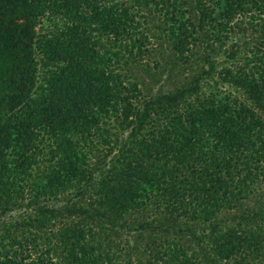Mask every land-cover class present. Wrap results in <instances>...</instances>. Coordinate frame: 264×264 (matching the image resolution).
I'll use <instances>...</instances> for the list:
<instances>
[{
	"label": "trees",
	"instance_id": "1",
	"mask_svg": "<svg viewBox=\"0 0 264 264\" xmlns=\"http://www.w3.org/2000/svg\"><path fill=\"white\" fill-rule=\"evenodd\" d=\"M143 12L186 81L148 99ZM25 194L0 264H262L264 0H0V217Z\"/></svg>",
	"mask_w": 264,
	"mask_h": 264
},
{
	"label": "rangeland",
	"instance_id": "2",
	"mask_svg": "<svg viewBox=\"0 0 264 264\" xmlns=\"http://www.w3.org/2000/svg\"><path fill=\"white\" fill-rule=\"evenodd\" d=\"M140 16V22L146 28H150L151 33L146 34L149 39L144 44L145 48H147V53L142 55L141 59L135 62L133 66L130 65L126 68L129 72L127 82L137 84L136 86L143 98L146 97L145 99H148L157 93H163L175 88L183 87L186 85V81L183 74L175 71L172 66L175 58L173 57L171 48L168 44L161 38H158L159 31L156 27V21L146 12L140 13ZM182 72L186 74L185 71ZM27 196L28 194H25V199L22 202L17 203L14 208L2 214L0 217L1 232L3 228H5L4 226H9L10 224L20 221L27 213L30 212V210L26 207V203L28 201ZM253 201L252 203H249V208L257 209L260 206L259 199L256 198ZM65 203L66 202H45L46 206L55 208L57 206L60 207ZM119 233L120 237L119 239H116V243H119V247H121V261L126 259L127 254L130 255L132 259H135L137 252L130 251L129 248H132L135 236L138 235V233L132 229L128 230L127 228H120ZM126 242H128V246L125 245ZM253 262H262V264H264V260H256Z\"/></svg>",
	"mask_w": 264,
	"mask_h": 264
}]
</instances>
